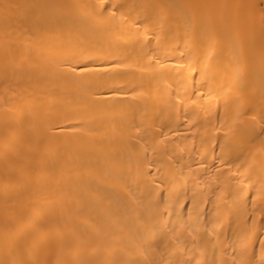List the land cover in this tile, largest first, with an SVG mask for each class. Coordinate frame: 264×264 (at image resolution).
I'll list each match as a JSON object with an SVG mask.
<instances>
[{"label": "bare ground", "instance_id": "1", "mask_svg": "<svg viewBox=\"0 0 264 264\" xmlns=\"http://www.w3.org/2000/svg\"><path fill=\"white\" fill-rule=\"evenodd\" d=\"M0 264H264V0H0Z\"/></svg>", "mask_w": 264, "mask_h": 264}]
</instances>
